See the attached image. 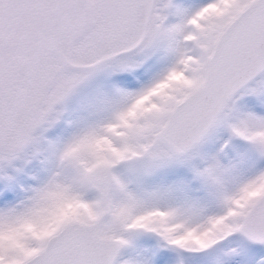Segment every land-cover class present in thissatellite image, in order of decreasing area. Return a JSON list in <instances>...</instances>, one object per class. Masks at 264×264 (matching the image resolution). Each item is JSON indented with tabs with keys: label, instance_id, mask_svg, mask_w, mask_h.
<instances>
[{
	"label": "snow or ice",
	"instance_id": "1",
	"mask_svg": "<svg viewBox=\"0 0 264 264\" xmlns=\"http://www.w3.org/2000/svg\"><path fill=\"white\" fill-rule=\"evenodd\" d=\"M0 264H264V0H0Z\"/></svg>",
	"mask_w": 264,
	"mask_h": 264
}]
</instances>
